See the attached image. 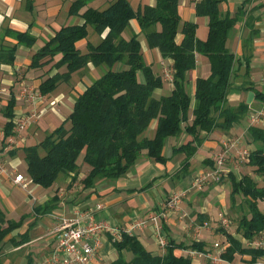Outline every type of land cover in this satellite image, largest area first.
Wrapping results in <instances>:
<instances>
[{
  "label": "trees",
  "instance_id": "obj_1",
  "mask_svg": "<svg viewBox=\"0 0 264 264\" xmlns=\"http://www.w3.org/2000/svg\"><path fill=\"white\" fill-rule=\"evenodd\" d=\"M90 1L71 2L67 13L79 16L81 22L64 24L55 30L35 50L28 64L29 68L38 69L53 61L44 72L46 77L37 84L38 91L44 95L59 83L69 82L73 73L87 68L88 63L94 67H107L87 83L83 91L76 93L71 111L59 125L49 130L39 142L21 147L31 181L47 188L61 175L76 173L81 153L83 162L89 166L82 178L85 187L93 186L100 179L113 181L124 176L143 156L165 163L169 159L164 153L167 139L186 133L190 136L187 141L172 144L170 148L172 154H184L176 172L177 176H184L190 158L210 132L229 130L234 124H242L248 115L251 103L243 99L232 105L228 103V94L242 65L241 76H249L252 54L246 51L247 42L258 33L252 21L260 19V16L252 17L251 12L258 9L264 13V3L245 0L249 8L243 9L242 5L230 12L221 8L225 0H196L195 14L207 18V35L200 39L196 36L197 23L181 18L180 0H155L154 5L136 8L129 0H111L104 8L90 6ZM241 18H245L250 28L240 61L228 48L227 39ZM132 21L137 22L139 32H132L125 38L122 32ZM88 27L97 34H105L97 43L87 41L86 51L81 52L77 42L87 37ZM4 31L16 42L0 49V63L12 64L17 45L32 46L35 36L27 30ZM139 33L144 36L148 48L156 49L162 58L169 60L172 88L167 94L157 96L154 93L163 86V78L144 60ZM197 53L208 58L210 73L197 77L190 92L188 73L196 65ZM56 55H60L59 58L55 59ZM115 64L118 66L114 68ZM246 81L239 89L253 91L254 99L264 107V90L256 89L249 78ZM15 105L13 93L0 108L5 119L2 125L4 147L7 138L14 134ZM149 128L151 134L146 133ZM246 131L252 148L245 161L260 176L262 183L259 184L250 173L237 174L227 170L230 206L240 211L235 227L238 235L222 230L225 246L220 258L228 264L238 254L246 255L248 264L264 259V247L250 244L255 238L264 237V208L259 207V202L264 199V126L250 124ZM16 150L11 149V152ZM204 164L208 168L214 167L212 159H206ZM223 177L219 181H207L219 183ZM237 196L241 199L238 202ZM42 209L37 206L35 211ZM21 220L22 217L17 221L7 218L0 209V264L5 243L16 246L28 239L27 233L20 238L17 235ZM162 225L163 230L167 228L163 220ZM113 245L118 256L111 264H195L187 253L177 254L175 250L206 251L204 241L176 242L169 235L162 253L148 250L137 235L126 233ZM124 252H130L131 256L126 258Z\"/></svg>",
  "mask_w": 264,
  "mask_h": 264
},
{
  "label": "crops",
  "instance_id": "obj_2",
  "mask_svg": "<svg viewBox=\"0 0 264 264\" xmlns=\"http://www.w3.org/2000/svg\"><path fill=\"white\" fill-rule=\"evenodd\" d=\"M73 0H0V49L2 47L13 45L16 40L5 33V29H13L18 31H28L35 36V43L32 46L17 45L15 52V60L12 64L0 63V97L5 100V96L10 94L15 95V115H23V104L29 102L25 97H19V90L25 82H29L36 76L34 85L37 84L46 77L44 71H47L50 64L45 65L43 68L33 69L29 68L31 56L35 50L41 47L45 40H47L55 30L59 29L64 24H73L81 22V18L77 15H69L67 13L69 6ZM111 0H92L89 2L90 6L97 8H104L109 4ZM196 0H180L179 1V13L182 19L190 20L197 23L196 36L200 39H205L207 35V18L205 16H197L194 11V4ZM264 3V0H260ZM131 5L136 8L138 5H154L155 0H129ZM245 0H225L221 3L222 10L233 12L237 7L242 6L243 9L249 8L248 3H244ZM256 3V1H254ZM252 17L260 16L257 21H252L254 28L258 29V33L248 40L247 53H251L250 60V73L248 77H244L242 67L237 71V77L233 79V88L228 94V101L232 105H236L239 101L247 97L248 91L239 89L240 85L247 82L249 78L256 89L258 77L261 71L264 72V13H261L258 9L253 10ZM202 28V31H200ZM249 26L246 25L245 18H241L239 22L234 26L227 39L228 48L234 52L236 57L242 60V49L244 48L245 40L249 36ZM132 32H139L137 22L132 21L130 26L123 32V36L128 38ZM105 32L97 34L88 27V35L85 39L79 40L77 46L81 52L86 51L87 41L97 43ZM94 37H93V36ZM178 34L177 39H179ZM138 38L141 44V50L143 52L144 60L149 63L157 74L163 78V86L156 89L154 92L157 96L161 94H167L172 88V84L165 82V78L161 73L163 71V65L171 66L169 60L162 58L156 49L148 48L144 36L139 33ZM246 47V44H245ZM60 55H56L55 59ZM208 58L202 54H196V65L188 73L189 90L193 91L194 81L199 76H207L210 73V65ZM208 62V63H207ZM209 65V70L208 66ZM89 68H95L88 63ZM98 68V67H97ZM86 69V68H85ZM26 70L27 77L25 80L16 81V73L18 71ZM80 71V70H79ZM73 73L69 82H65L67 88L59 89L57 86L53 91L46 94V97H50L47 103L43 102L37 104V113L40 115V120L46 121L52 127L45 128L43 134L40 135V140L45 134L59 125L66 115L71 111L74 97L79 91H83L85 85L79 90L77 85L84 78L77 80L74 83ZM22 74L19 80L22 78ZM97 77V76H96ZM68 83V84H67ZM69 85V86H67ZM11 86L13 91L11 90ZM253 92V91H252ZM254 94V92H253ZM19 97V98H18ZM243 97V98H242ZM251 100V110L254 109L258 102L257 99ZM2 100V101H3ZM54 100V101H53ZM52 105H50V104ZM68 106L67 108L64 107ZM33 107V106H31ZM21 111V112H20ZM248 112V113H250ZM253 114V113H252ZM252 116L251 113L249 117ZM38 117V118H39ZM4 117L0 115V144L3 148V152H7L10 161H4L9 166L8 170L10 174L8 177L4 174L0 175V209L4 212L7 218L19 220L22 217L20 227L18 229V237L23 235L28 236V239L20 245L13 246L10 243H5L2 248V264H48L45 259L50 256L56 246L55 235L52 233V228L56 223L55 216H71L77 209L95 208L97 204L101 205V208L95 209V217L97 219H107L110 222L117 225H124L128 223L134 216H143L146 212L151 210H162L163 201L165 197L175 192L179 188L189 185L194 180V177L201 171L208 168L203 166L206 159H212L213 157L223 152L224 168L229 169L225 163L231 152L237 148V144L229 146V143L237 137H233L234 134H238L239 130L245 126L246 118L243 119L242 124H234L229 130L215 129L208 134L205 140L197 147L195 153L190 158V166L188 172L184 176H177L176 172L181 166L184 154L171 153V145L181 144L187 141L190 137L186 133H182L178 137H169L164 148V153L169 156V159L165 162H158L146 157H141L130 170L124 175L113 181L107 179H100L95 182L93 186L85 187L82 182V178L85 177L89 170V166L84 162H78L79 168L76 173H70L69 175H61L58 179L49 187H39L34 185L32 189L26 190L14 183L13 175L18 173L16 168L18 163L15 158L11 160V157H18L15 152H11V149H6L7 146H3L2 125L4 123ZM29 124V123H28ZM41 123H39V126ZM248 124L244 128V134L248 139L247 128ZM28 125L24 129H26ZM43 128V127H42ZM23 129V130H24ZM29 132V135H31ZM40 132V129L37 130ZM152 133V130H151ZM204 134V133H203ZM22 139H25L26 133L21 132ZM39 137V136H37ZM39 140V141H40ZM38 141V142H39ZM237 143V141H236ZM251 145L248 143V146ZM7 150V151H6ZM18 150V149H17ZM16 155V156H15ZM20 160L24 161V155H20ZM1 163V162H0ZM202 167V169H199ZM199 169V170H198ZM173 179L176 181L174 182ZM148 183L149 186L145 187ZM8 186H14L21 195L26 199L24 202L21 199L16 201L15 196L11 195L12 191ZM16 191V190H15ZM17 191V192H18ZM31 197H30V196ZM32 199L33 205H28V200ZM39 206L42 210L35 211V208ZM185 205L181 204L178 210H168L162 219L166 225L164 229L165 239L167 235L173 238L176 242L189 243L192 240H199L205 242V253L210 256H202L193 258L195 264H228L224 259H220V263L213 261L211 256L217 254V248L214 247L215 241L222 242L223 239H214L212 244L208 241L210 235V217L212 211H208L207 206H204L199 216V226H192V223H187L180 217H176V214L180 211L186 212ZM204 213V214H203ZM204 221H208L207 227L202 226ZM145 247L154 252L162 253L163 248L160 247L154 237L152 227L149 226L143 231L136 234ZM220 235V234H219ZM186 249H176L177 254L185 252ZM186 253V252H185ZM18 256L15 260L14 257ZM118 256V252L113 245L110 237L105 235L102 237V243L96 250L91 264H111V262ZM124 256L129 258L128 253L124 252ZM5 257V259H4ZM7 257V258H6ZM12 257V259H11ZM248 257L246 255H236L233 261L229 264H248L246 262Z\"/></svg>",
  "mask_w": 264,
  "mask_h": 264
},
{
  "label": "rangeland",
  "instance_id": "obj_3",
  "mask_svg": "<svg viewBox=\"0 0 264 264\" xmlns=\"http://www.w3.org/2000/svg\"><path fill=\"white\" fill-rule=\"evenodd\" d=\"M89 28H90V30L92 29L91 27H89ZM200 31H202V28H200ZM117 66H118V64H115L114 68ZM207 66H208V70H209V65H207ZM106 69H107V67L105 65H100L98 68L97 67H95V68L87 67L86 69L85 68L80 69V71L78 73L74 74V78H73L74 83L77 80L84 78V80L81 81V84L79 83L77 85L78 89L80 90L84 85L91 82V80L93 78H95L96 76H99ZM44 72H46V71H44ZM161 73L163 74V71ZM21 74L23 76L19 80ZM259 75L260 76L258 77L259 79H257L258 82L256 85L261 90H264V72L261 71V74H259ZM24 76L27 77L26 70L25 71L24 70L18 71L16 73V78H17L16 81L20 82L22 80H25L26 78ZM33 76H34V74L31 75L32 78L29 80V82H25L23 85H28L29 87H31L33 89V91H35L38 89H37V86L34 85V83H31V81H34L36 79V76L35 77H33ZM166 81L168 83H171V81L168 78L165 79V82ZM64 83L65 82L59 83V85H58L59 89L67 88L66 85H64ZM67 86H69V85H67ZM10 91H13L12 86H11ZM14 91H16V90H14ZM33 93H35V92H33ZM39 94H41L40 91H39ZM41 95L43 96V98L37 99L36 94H34L33 98L31 100H29V102L23 104L24 106H23L22 112L21 111L20 112L22 114L23 113L24 114L18 115L19 117H21L23 119H25V118L29 119V124H27L28 127L21 131V132L24 131V133H26L25 139H22V136H17L16 137L17 139L14 140V142H8V139H7V147H6V149H8V150L14 149V148L18 149V150H16V152H17L16 155L18 157H11V160H12V158L13 159L15 158V160H17L16 163L19 162L18 166L16 168V171H19L20 173H22L24 175L26 180L29 182L30 189H32L34 183L31 181V178L27 173L25 161L20 160L19 157L22 154L24 155V153L21 149V147L23 145H32V144L37 143L40 140V135H36V134L40 133L42 135L45 128L52 127L49 124V121H47L48 123L45 124L46 121L40 120L41 117H39L40 115H38V113H37V104L36 103L43 102L45 105L47 103V100L50 99V97H46V94L45 95L41 94ZM7 98H8V96H5V100H3V98L0 97V108H1V105L4 104V102L7 100ZM230 102H236V101H230L229 100L228 103H230ZM255 103L259 104V102H255ZM50 105H52V104H50ZM31 106H33V107H31ZM64 107L67 108L68 106L64 105ZM254 109H256V110L253 111V109H252L251 112L249 111L252 116L249 117L250 113H248V115L246 116L245 126L247 124L248 125L254 124V125L264 126V107H262V105L259 104V105H256L254 107ZM259 110H261V111L259 113H256V111H259ZM0 115H2L1 111H0ZM14 118H16V115H14ZM39 123H41L40 126H39ZM242 126H243V128H241V130H239V133L233 135L234 138L237 137V148L231 152V154L229 155V157L227 158L225 163H226L227 167L229 168V170H232L234 173H237V174L250 173V174H252L254 176V178L257 180V182L260 184V183H262L260 176H258L257 174H255L251 170L250 166L245 161L246 157H244L242 155V154H244V152H243L244 150H247V152H248L250 150V148H252V145L248 146L249 140L246 138L245 134L243 133L245 126L244 125H242ZM38 129H40V132H37ZM151 130L152 129L149 128L146 131V133L151 134ZM30 131H32L31 135H29ZM37 136H39V137H37ZM0 147H1V144H0ZM3 151H4V149L0 148V162H1L0 166L3 165V167H6L8 170L9 166H7L8 164L5 163L4 161H7V162L10 161L9 160L10 157L8 158L7 152H3ZM78 161L83 162V153H81L79 155ZM203 166L205 167L207 165L204 164ZM199 169H202V167H200ZM206 169H208V168H206ZM226 173L227 172H225V174L223 175L224 177L222 178V180L219 183L204 181V182L200 183L199 185H193V182H194V180H193L192 183H190L189 185H185V187L179 188V186H178L177 190L175 192H173V193H179V198H178V202L176 203L174 208L171 210H178L180 208V205L184 204L185 205L184 209L186 212L184 213L183 211L179 210V213L176 214V217H180L182 220H185L187 223H192V226L194 225V223L196 225L199 224L200 221L198 219L199 218L198 215H202V214H200V213H202V212H200V210L204 206H207L208 211H212L211 214H208V217H210L209 220L211 222L210 227H209L210 235H213L211 237H208V241L211 242L210 244H212L214 239H224L225 234L222 232V230L223 231H229L231 233H235L236 221H237L238 216L240 214V211H238L236 209H232L230 206V199H229L230 181L227 178ZM1 174H4V173H0V175ZM9 174H10V171H9ZM4 175H6V174H4ZM6 176L8 177V175H6ZM173 181L175 182L176 180L173 179ZM39 187H41V186H39ZM8 188L10 189V191H12L11 195L15 196L16 201H18V199H21L23 202L26 200L21 195L22 193L20 192V190L18 191L14 186H8ZM28 189H29V187H28ZM169 196L170 195L166 196L165 200H167L169 198ZM236 200L238 202L241 199L239 196H237ZM28 205L29 206L33 205L32 199L28 200ZM259 207L264 208V206L262 205L261 202H259ZM156 211L157 210H151L150 212H156ZM221 213H222L223 217H225L228 221L226 226L222 225L221 215H220ZM196 225H194V226L197 227ZM195 227H194V229H195ZM220 228H222V229L220 230ZM235 235H238V234L235 233ZM220 243H223V242H220ZM128 256L129 257L131 256L130 252H128ZM14 258H15V260L18 259V261H19L18 256L14 257ZM4 259H5V257H4ZM11 259H12V257H11ZM217 262L220 263L221 261L217 260ZM18 264H19V262H18Z\"/></svg>",
  "mask_w": 264,
  "mask_h": 264
},
{
  "label": "built area",
  "instance_id": "obj_4",
  "mask_svg": "<svg viewBox=\"0 0 264 264\" xmlns=\"http://www.w3.org/2000/svg\"><path fill=\"white\" fill-rule=\"evenodd\" d=\"M163 76L165 79L172 81L171 69L168 65H163ZM19 97H25L28 101L36 94L37 99L43 98L39 94L38 90L33 91L28 85H22L19 90ZM35 92V93H33ZM18 97V98H19ZM261 110L256 111L259 113ZM14 134L10 135L7 139L8 142H14L17 136H21V131L29 123L28 118L17 117L15 120ZM237 139H234L229 143V146L236 145ZM244 157H247V150L243 151ZM223 152L216 154L213 157L214 167L201 171L194 177L193 185H199L207 180L219 181L222 175L227 172L224 168ZM0 173L9 175V171L6 167L0 166ZM13 181L23 189H27L29 182L24 175L20 172L13 175ZM185 192V191H184ZM179 193H171L169 198L163 202V209L156 212H147L143 216H134L128 223L124 225H117L110 222L107 219H97L95 217V209L101 208L100 204H97L95 208L77 209L71 216H55L56 223L52 228V233L55 235L56 246L50 256L45 259L48 264H91L93 256L96 250L102 243V237L107 235L111 241H117L122 238V234L136 235L143 231L145 228L151 226L154 237L158 245L164 248L166 239L164 236V230L162 225V219L168 210L174 208L178 202ZM264 204V199H262ZM221 215V222L223 226H226L228 221ZM208 221H204L202 226L207 227ZM253 247H264V237L261 239L255 238L250 242ZM214 247L217 248V254L211 256L213 261L220 260V252L224 249V243L215 241ZM185 252L192 258L200 256H210L205 252L188 248ZM254 264H264V259H258Z\"/></svg>",
  "mask_w": 264,
  "mask_h": 264
},
{
  "label": "water",
  "instance_id": "obj_5",
  "mask_svg": "<svg viewBox=\"0 0 264 264\" xmlns=\"http://www.w3.org/2000/svg\"><path fill=\"white\" fill-rule=\"evenodd\" d=\"M253 92L252 91H248V93H247V97H246V102L247 103H250L251 102V100H252V98H253Z\"/></svg>",
  "mask_w": 264,
  "mask_h": 264
}]
</instances>
